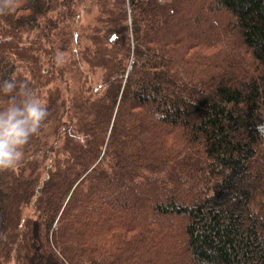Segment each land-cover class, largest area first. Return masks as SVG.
I'll return each mask as SVG.
<instances>
[{"label":"trees","instance_id":"1","mask_svg":"<svg viewBox=\"0 0 264 264\" xmlns=\"http://www.w3.org/2000/svg\"><path fill=\"white\" fill-rule=\"evenodd\" d=\"M8 79L48 117L0 170V264H264V0H14Z\"/></svg>","mask_w":264,"mask_h":264},{"label":"clouds","instance_id":"2","mask_svg":"<svg viewBox=\"0 0 264 264\" xmlns=\"http://www.w3.org/2000/svg\"><path fill=\"white\" fill-rule=\"evenodd\" d=\"M14 9V0H0V12ZM0 92L9 96L0 106V170L13 169L23 160V147L48 117L46 106L27 82L8 79Z\"/></svg>","mask_w":264,"mask_h":264},{"label":"rangeland","instance_id":"3","mask_svg":"<svg viewBox=\"0 0 264 264\" xmlns=\"http://www.w3.org/2000/svg\"><path fill=\"white\" fill-rule=\"evenodd\" d=\"M85 6H86V5H85ZM79 10L83 12V11H84V6H80V5H79ZM97 12H98V10H97V7H96V6L92 7L91 11L88 10L87 12H85V14H84V16H83L82 23H83L84 21H86V20L91 21V20L94 18V16L96 15ZM77 30L80 31L81 28H80V29L77 28L75 32H77ZM76 34H77V33H76ZM80 46H81V43H80ZM82 64H85L84 66H82V67H83L82 69H85L86 72L89 73V74L91 75V77H92L93 80H95V81H96V80L101 81V74H102V72H103V68H101V67H96V66H95L93 69H91V68H89V67H91V66L87 65L86 63L83 62ZM88 66H89V67H88ZM92 67H93V66H92ZM76 78H77V77H73V74H71V72H70V73H67L66 76H65V79H67V80L69 81V83H71L72 85L75 84V79H76ZM62 80H63V79H61L60 76L57 75V74L55 73L54 77L52 78L51 83H50L48 86H53V85L58 84V85L62 88L61 92H62L64 95H69V93H67L66 91H64V89H63V85H61L62 82H63ZM136 189H137V188H136ZM102 194L107 195V199H108L110 202L113 201V200H114V197L116 196V195H114V191H112V190H103ZM10 264H11V263H10Z\"/></svg>","mask_w":264,"mask_h":264},{"label":"built area","instance_id":"4","mask_svg":"<svg viewBox=\"0 0 264 264\" xmlns=\"http://www.w3.org/2000/svg\"><path fill=\"white\" fill-rule=\"evenodd\" d=\"M259 132L264 137V122L259 125Z\"/></svg>","mask_w":264,"mask_h":264}]
</instances>
